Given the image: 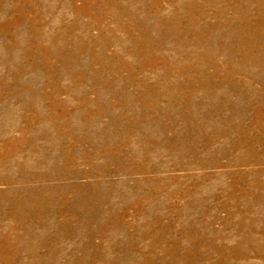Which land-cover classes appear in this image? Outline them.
Instances as JSON below:
<instances>
[{
	"label": "rangeland",
	"instance_id": "rangeland-1",
	"mask_svg": "<svg viewBox=\"0 0 264 264\" xmlns=\"http://www.w3.org/2000/svg\"><path fill=\"white\" fill-rule=\"evenodd\" d=\"M0 264H264V0H0Z\"/></svg>",
	"mask_w": 264,
	"mask_h": 264
}]
</instances>
